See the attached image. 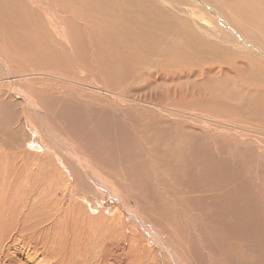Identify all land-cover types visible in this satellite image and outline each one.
Returning a JSON list of instances; mask_svg holds the SVG:
<instances>
[{
	"label": "rangeland",
	"instance_id": "rangeland-1",
	"mask_svg": "<svg viewBox=\"0 0 264 264\" xmlns=\"http://www.w3.org/2000/svg\"><path fill=\"white\" fill-rule=\"evenodd\" d=\"M198 2L0 0L6 234L52 157L55 185L71 179L57 198L71 188L75 214H118L115 236L142 237L152 264H264V3Z\"/></svg>",
	"mask_w": 264,
	"mask_h": 264
},
{
	"label": "bare ground",
	"instance_id": "bare-ground-1",
	"mask_svg": "<svg viewBox=\"0 0 264 264\" xmlns=\"http://www.w3.org/2000/svg\"><path fill=\"white\" fill-rule=\"evenodd\" d=\"M196 5L200 6L201 4L198 2V0H191ZM254 1V0H253ZM263 2L262 0H260ZM222 2V1H221ZM258 2V1H257ZM11 3V2H10ZM82 3V2H81ZM121 3V2H120ZM220 3V2H219ZM251 3V1H250ZM264 3V2H263ZM173 4V3H172ZM259 4V3H258ZM7 5V4H5ZM195 5V6H196ZM255 5V4H254ZM84 6V5H83ZM109 6V5H108ZM248 6V5H247ZM261 9L264 7L262 4H259ZM258 6V7H259ZM10 7V6H9ZM197 7V6H196ZM204 7V6H203ZM255 7V6H254ZM257 7V8H258ZM3 8V7H2ZM11 8V7H10ZM43 8V7H42ZM198 8V7H197ZM253 8V7H252ZM12 9V8H11ZM14 9V8H13ZM12 9V11H13ZM48 9V8H47ZM188 9V8H187ZM254 9V8H253ZM259 9V8H258ZM254 9V10H258ZM1 10V7H0ZM130 10V9H129ZM200 10V9H199ZM6 11V8H5ZM131 11V10H130ZM169 11V10H168ZM204 11V10H203ZM253 11V10H252ZM264 11V10H261ZM1 12V11H0ZM121 12V11H120ZM202 12V11H201ZM251 12V11H250ZM3 13V12H2ZM1 13V14H2ZM6 13V12H5ZM9 13V9H8ZM12 13V12H11ZM199 13V12H198ZM257 13V12H255ZM118 14V13H117ZM130 14V13H129ZM132 14V13H131ZM264 14V13H263ZM3 15V14H2ZM5 15V14H4ZM7 15V14H6ZM126 15V14H125ZM192 15V14H191ZM202 15V14H201ZM207 15V14H206ZM211 15V14H210ZM242 15V14H241ZM1 16V15H0ZM10 16V14H9ZM53 16V14H52ZM187 16V15H186ZM231 16V15H230ZM252 15H249L247 17V20ZM132 17V16H131ZM203 17V16H202ZM2 18V17H1ZM6 18V17H5ZM20 18V17H18ZM57 18V17H56ZM186 18V17H185ZM188 18V17H187ZM215 18V17H213ZM87 19V18H86ZM122 19V18H121ZM192 19V18H191ZM199 19V18H198ZM201 19V18H200ZM199 19V20H200ZM6 20V19H5ZM167 20V19H166ZM175 20V19H174ZM250 20V19H249ZM261 20H264L261 18L259 21L254 22L253 24L256 25L257 28H260L259 25H263L264 23L261 22ZM7 21V20H6ZM59 21V20H58ZM62 21V20H61ZM89 21V19H88ZM182 21V20H181ZM186 21V20H185ZM184 21V22H185ZM84 22V21H83ZM168 22V20H167ZM201 22V20H200ZM199 22V23H200ZM253 22V21H251ZM251 22H249L251 24ZM3 23V22H2ZM9 23V24H8ZM88 23V22H87ZM141 23V22H140ZM181 23V22H180ZM8 25H10V22H7ZM60 24V23H58ZM95 24H97L95 22ZM122 24V22H121ZM144 24V23H143ZM182 24V23H181ZM184 24V23H183ZM197 24V23H195ZM220 24V23H219ZM148 25V24H147ZM60 26V25H59ZM130 26V25H129ZM223 28V25H221ZM236 26V25H235ZM238 26V25H237ZM64 27V26H63ZM84 27V26H83ZM147 27V26H146ZM159 27V26H158ZM198 27V26H196ZM201 27V26H200ZM208 27V26H207ZM2 28V27H1ZM10 28V27H9ZM15 28V27H14ZM47 28V27H46ZM118 28V27H117ZM242 28V27H240ZM58 29V28H57ZM126 29V28H125ZM148 29V28H147ZM205 29V28H204ZM207 29V28H206ZM60 30V29H59ZM96 30V29H95ZM200 30V29H199ZM210 30V29H208ZM231 30V28H229ZM228 30V31H229ZM17 31V30H16ZM124 31V30H123ZM156 31V30H155ZM158 31V30H157ZM85 32V31H84ZM113 32V31H112ZM220 32V31H219ZM225 32V31H223ZM237 32V31H236ZM82 33V32H81ZM91 33V32H90ZM103 33H106L105 31ZM125 33V32H124ZM168 33V32H167ZM210 34V31L208 32ZM229 33V32H228ZM232 34L234 32H231ZM230 33V38L232 41H236L237 44L234 46H238V44H241L244 48L248 46L244 43V41H241L238 37H232L233 35ZM93 35V34H92ZM106 35V34H105ZM42 36V35H41ZM65 36V35H63ZM224 36V35H223ZM111 37V36H110ZM203 38V37H202ZM215 38V37H213ZM225 38V37H224ZM209 39V38H208ZM230 40V39H229ZM250 40V39H249ZM49 41V40H48ZM167 41V40H166ZM222 41V40H221ZM239 42V43H238ZM220 43V42H219ZM235 43V42H234ZM247 43V42H246ZM47 44V43H46ZM29 45V44H28ZM231 45V44H230ZM53 46V45H52ZM56 46V45H55ZM226 46V45H225ZM240 46V45H239ZM241 46V47H242ZM51 47V46H50ZM250 47V45L248 46ZM46 48V47H45ZM158 48V47H157ZM247 48V47H246ZM254 49V47H250ZM259 48V47H258ZM257 49V48H255ZM254 49V50H255ZM33 50V49H32ZM108 50V49H107ZM114 53V52H113ZM2 59V58H1ZM4 65V64H3ZM103 65V64H102ZM45 66V65H44ZM111 66V64H110ZM7 67V65L5 66ZM113 67V66H112ZM115 67V66H114ZM117 67V66H116ZM227 68V67H226ZM105 69V68H104ZM107 70V69H106ZM118 70V69H117ZM114 71V70H113ZM58 72V71H57ZM117 73V72H116ZM111 74V73H109ZM108 74V75H109ZM114 74V72H113ZM258 75V74H257ZM9 76V75H8ZM57 76V75H56ZM120 76V75H119ZM28 77V76H27ZM26 77V78H27ZM14 78V77H13ZM21 78V77H20ZM92 78V77H91ZM115 78V77H114ZM5 79V78H4ZM23 79V78H22ZM112 79V78H111ZM21 80V79H20ZM92 80V79H91ZM124 80V79H123ZM19 81V79H18ZM9 82V81H8ZM6 81V83H8ZM11 82V81H10ZM14 82V81H12ZM83 82V81H82ZM20 83V82H19ZM95 84V83H94ZM93 85V84H92ZM99 85V84H98ZM13 86V85H11ZM15 86V85H14ZM101 86V85H100ZM29 87V86H28ZM95 87V86H94ZM16 89V93L21 94L20 90L18 88ZM14 89V90H15ZM88 89V88H86ZM98 89V88H97ZM108 89V88H107ZM92 90V88L90 89ZM95 89H93L94 91ZM98 91V90H97ZM101 91V90H100ZM106 91V90H105ZM15 92V91H14ZM112 92V91H111ZM14 93V94H16ZM23 93V92H22ZM25 94V93H23ZM22 94V95H23ZM97 94V93H96ZM101 94V92H100ZM105 94V93H104ZM113 94V93H110ZM15 96V95H14ZM19 96V95H17ZM16 96V97H17ZM20 97V96H19ZM18 97V98H19ZM24 97V96H23ZM121 97V96H120ZM11 98V96H10ZM13 98V97H12ZM28 98V97H26ZM26 98H23L26 100ZM32 98V97H31ZM34 98V97H33ZM16 99V98H15ZM20 100V98H19ZM37 100V99H36ZM119 100V99H118ZM15 101V100H14ZM33 104L34 101L30 100ZM29 101V102H30ZM124 101V100H123ZM22 102V101H21ZM25 102V101H24ZM24 102L22 104H24ZM111 102V100H110ZM20 103V102H19ZM112 104V103H110ZM109 104V105H110ZM119 104V103H118ZM35 105V103L33 104ZM26 106V105H25ZM36 106V105H35ZM138 106V105H137ZM149 106V105H148ZM159 106V105H158ZM22 107V106H21ZM116 107V106H114ZM156 107V106H155ZM105 108V107H104ZM232 108V107H231ZM29 109V108H28ZM31 109V107H30ZM33 109V108H32ZM158 109V108H157ZM167 109V107H166ZM39 110V109H38ZM37 108L33 109V111L38 115V117H42V114L40 111H38ZM229 110V109H228ZM30 111V110H29ZM166 111V110H165ZM227 111V110H226ZM29 113V112H28ZM230 114V113H229ZM236 114V113H235ZM36 115V116H37ZM233 115V114H232ZM25 116V114H24ZM36 119V118H35ZM125 119V118H124ZM127 120V119H126ZM156 120V119H155ZM225 123V122H224ZM221 125V124H220ZM32 126V125H30ZM244 127V126H243ZM207 128V127H206ZM154 129V128H153ZM242 130V129H241ZM36 131V130H35ZM155 131V130H154ZM240 131V130H239ZM38 132V131H37ZM36 132V133H37ZM143 132V131H142ZM205 132V131H204ZM207 132V131H206ZM131 133V132H130ZM51 134V133H50ZM132 134V133H131ZM129 135V134H128ZM162 135V134H161ZM51 136V135H48ZM54 136V135H53ZM127 136V135H126ZM148 136V135H147ZM84 137V136H83ZM132 137V136H131ZM39 138H41L39 136ZM49 138V137H48ZM53 140L56 137H52ZM130 138V137H129ZM42 139V138H41ZM44 141V140H43ZM30 142V141H28ZM32 142V141H31ZM30 142V143H31ZM49 142V140H48ZM120 142V141H119ZM45 143V142H44ZM43 143V144H44ZM58 145L63 149L68 151V149L62 145H60L59 141L57 140ZM55 143V144H56ZM66 143V142H64ZM122 143V142H121ZM46 144V143H45ZM51 145V144H50ZM117 145V144H116ZM47 146V145H46ZM134 146V145H133ZM147 146V145H146ZM58 147V146H57ZM70 147V145H69ZM145 148V147H144ZM183 148V147H181ZM53 149V148H52ZM24 151L27 149H23ZM26 153V152H25ZM70 153V155L73 156L75 159V163L83 168L88 170H91V166L88 165L87 162H85L83 159H78L77 156L73 155L74 153ZM50 154V153H49ZM64 154V153H63ZM25 155V154H24ZM47 155V154H46ZM107 155V154H104ZM114 155V154H113ZM50 157V155H49ZM48 157V158H49ZM55 157V155H54ZM113 157V156H112ZM66 159V158H65ZM73 159V161H74ZM115 159V158H114ZM53 158L51 157V161L48 160V163H45V158H43L40 162H37L38 166L39 164H43L44 170L42 169V181L36 185L32 184L31 181L34 182V180H31L27 178V183H29V186L25 184V181L23 184L27 187L29 190V194L26 198L23 199L22 207L19 212H15L16 214H13V219H19L22 216V219H24V223L27 224L24 225L22 221H19L13 229H10L9 232L11 234H6L4 231H6V221L4 216L2 217V211L3 208L0 207V264H152V257L150 256L151 252L149 249V245L144 241L142 237H140L139 240H137L135 237L133 238L130 233L128 236H115V233L117 232V223L119 221L118 217L114 216L111 218L106 217L103 215L102 212L98 213L99 211L95 207V210L93 209H85L80 207L81 211L78 214H75V211L71 208V188H69V192L67 197L70 199L68 200V203L65 204V197L63 198H57L58 191H61V189L65 188L66 186H69L71 183L70 175L65 174H59L61 177L56 178L57 183L55 185L53 180V177L50 170L52 169V166L50 163H52ZM18 161V160H16ZM60 161V160H59ZM70 161V160H69ZM58 162V161H57ZM15 163V162H14ZM61 163V162H60ZM67 163V162H66ZM2 164V163H1ZM0 164V165H1ZM35 165V167H37ZM68 165V163H67ZM5 167V166H4ZM15 167V166H13ZM56 168V167H55ZM94 168V166H93ZM20 169V168H19ZM41 169V168H40ZM54 169V168H53ZM15 170H18L15 169ZM14 170V171H15ZM67 170V169H66ZM95 170V169H94ZM93 170V171H94ZM146 170V169H145ZM12 171V170H10ZM36 168L32 167L31 172H35ZM40 171V170H39ZM1 172V171H0ZM3 172V171H2ZM30 172V173H31ZM84 172V171H83ZM89 172V171H88ZM97 172V171H96ZM10 173V172H9ZM26 173V172H25ZM59 173V171H58ZM86 174V172H84ZM91 173V172H90ZM95 173V172H93ZM142 173V172H141ZM12 174V173H11ZM14 174V172H13ZM12 174V175H13ZM82 174V173H81ZM56 175V173L54 174ZM96 175V174H95ZM103 175V174H102ZM35 176V175H33ZM85 175H83L84 177ZM147 176V175H146ZM4 177V175H3ZM79 177V176H78ZM144 177V176H143ZM80 178V177H79ZM12 179V178H11ZM14 179V178H13ZM17 179V178H16ZM4 181V180H3ZM8 181V180H7ZM11 181V180H10ZM104 182V180H102ZM109 182V181H108ZM49 183V184H48ZM105 183V182H104ZM110 183V182H109ZM107 183V184H109ZM1 184H3L1 182ZM6 184V183H5ZM21 184V183H20ZM98 183L96 182V185ZM8 185V183H7ZM19 185V184H18ZM51 185V186H50ZM62 185V187H59ZM11 186V185H10ZM109 186V185H108ZM112 185L111 192L117 193L116 189ZM4 184L1 186L2 192L10 191L9 189L5 188ZM9 187V186H8ZM106 187V183H105ZM116 187V186H115ZM20 189V187H19ZM106 189V188H105ZM16 190V189H15ZM66 190V189H65ZM118 190V189H117ZM26 191V190H23ZM52 191V192H50ZM109 191V189H108ZM8 193V192H7ZM6 193V194H7ZM11 193V192H10ZM16 193V192H15ZM28 193V192H27ZM1 194V193H0ZM12 194V193H11ZM47 197H51L50 203H44L39 204V199L42 197V195H45ZM8 195V194H7ZM14 195V194H13ZM21 195V194H20ZM114 195V194H113ZM17 196V193H16ZM117 196V195H116ZM22 197V196H21ZM62 197V196H61ZM15 198V197H14ZM18 198V197H17ZM38 198L37 200H35ZM115 198V197H114ZM119 198V197H118ZM117 198V199H118ZM122 198V197H121ZM49 199V198H48ZM74 199V198H73ZM22 200V199H21ZM76 201V200H75ZM119 201V200H118ZM6 202L5 200L0 199V204ZM67 202V201H66ZM74 202V201H73ZM17 203V202H15ZM7 204V203H5ZM9 204L14 209L15 204L14 201H9ZM64 205H67L65 207ZM79 205V204H78ZM1 206V205H0ZM20 206V204H19ZM73 206V205H72ZM92 206V205H91ZM10 208V207H9ZM89 208V207H88ZM17 210V209H16ZM41 210V214L38 217L31 216L35 211ZM82 210H86L88 213L83 214ZM125 210V209H124ZM39 212V211H38ZM115 215V214H114ZM11 216V215H10ZM7 218V217H6ZM9 219V218H8ZM13 221V220H12ZM14 222V221H13ZM11 228V227H10ZM121 227H119L120 229ZM162 229V228H161ZM122 230V229H121ZM123 231V230H122ZM121 231V233H122ZM130 232V231H129ZM172 232V231H171ZM8 233V232H7ZM132 234V233H131ZM127 235V234H126ZM156 236V235H155ZM146 237V236H145ZM157 237V236H156ZM148 238V237H146ZM151 238V237H150ZM152 239V238H151ZM150 239V240H151ZM157 240V238H155ZM153 240V239H152ZM157 242V241H156ZM164 249V248H162ZM175 253V252H174ZM153 254V253H152ZM172 254V253H171ZM176 255V254H174ZM172 256V255H170ZM159 257V255H158ZM151 258V259H150ZM159 259V258H157ZM178 259V258H176ZM173 258L176 262L177 260ZM171 260V258H170ZM159 261V260H157ZM181 261V260H180ZM154 262V261H153ZM156 262V261H155ZM161 263V262H160ZM167 263V262H166ZM154 264V263H153ZM159 264V262H158Z\"/></svg>",
	"mask_w": 264,
	"mask_h": 264
}]
</instances>
